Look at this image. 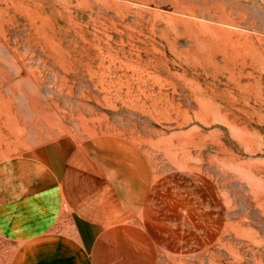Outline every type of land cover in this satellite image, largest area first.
I'll return each mask as SVG.
<instances>
[{
  "label": "rangeland",
  "instance_id": "obj_1",
  "mask_svg": "<svg viewBox=\"0 0 264 264\" xmlns=\"http://www.w3.org/2000/svg\"><path fill=\"white\" fill-rule=\"evenodd\" d=\"M103 135L148 158L162 246L264 264V0H0V161Z\"/></svg>",
  "mask_w": 264,
  "mask_h": 264
},
{
  "label": "crops",
  "instance_id": "obj_2",
  "mask_svg": "<svg viewBox=\"0 0 264 264\" xmlns=\"http://www.w3.org/2000/svg\"><path fill=\"white\" fill-rule=\"evenodd\" d=\"M154 191L145 153L117 136L3 159L0 264H196L156 238Z\"/></svg>",
  "mask_w": 264,
  "mask_h": 264
}]
</instances>
